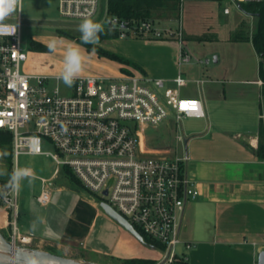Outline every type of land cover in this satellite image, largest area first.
<instances>
[{"label":"built area","instance_id":"built-area-1","mask_svg":"<svg viewBox=\"0 0 264 264\" xmlns=\"http://www.w3.org/2000/svg\"><path fill=\"white\" fill-rule=\"evenodd\" d=\"M55 1L66 21L94 20L103 10L109 26L122 38L166 37V30L151 19L111 16L107 0ZM7 22H17L18 28L12 36H0V130L12 134L14 168H19L21 155H43L55 163L51 176H39L38 202L48 205L56 178L72 174L97 196L99 205L106 202L123 215L144 237V244H152L146 238L159 243L160 247L152 244L161 254L155 264H173L177 256L187 260L176 248L179 244L192 247L181 230L187 204L200 194L197 183L187 173V157L178 149L173 154L148 150L143 138L146 129L170 126L173 121L181 142L183 119L204 115L200 99L182 95L187 85L182 72L172 79V86L163 78L120 73L79 74L74 85L66 87L59 75L24 70L28 52L22 37V12ZM172 36L182 42L181 25L169 33ZM191 59L182 50L179 66ZM46 143L52 150H44ZM2 199L11 210L7 212L12 216L13 242L17 237L27 243L30 238L20 233L16 221L18 191L7 189Z\"/></svg>","mask_w":264,"mask_h":264},{"label":"crops","instance_id":"crops-1","mask_svg":"<svg viewBox=\"0 0 264 264\" xmlns=\"http://www.w3.org/2000/svg\"><path fill=\"white\" fill-rule=\"evenodd\" d=\"M223 13L228 16L231 11ZM243 26L225 38L193 37L222 45L211 53L214 64L200 75L183 70L184 65L197 64L193 58L179 66L180 52L186 49L175 37L140 41L147 48L169 50L172 65L158 78L172 86V79L181 71L187 80L183 96L200 99L203 105L204 115L195 117V125L182 122L184 147L179 153L187 157V173L200 193L187 204L183 216L181 235L192 243L181 250L188 264H258L264 250V160L257 154L264 119V82L261 57L252 42L256 20L252 32ZM242 31L248 40L240 38ZM119 55L147 72L148 62L135 52ZM117 71H113L115 75L120 74ZM32 196L27 189L23 191L19 230L29 241H36L35 248L51 251L45 246L70 244L116 261L161 258L159 250L138 240L98 203H84L65 217L56 215L64 213V208L47 210Z\"/></svg>","mask_w":264,"mask_h":264},{"label":"rangeland","instance_id":"rangeland-1","mask_svg":"<svg viewBox=\"0 0 264 264\" xmlns=\"http://www.w3.org/2000/svg\"><path fill=\"white\" fill-rule=\"evenodd\" d=\"M22 15L24 18L22 27V37L28 52V60L24 65V70L32 73H41L49 75H60L64 66V57L67 47L79 46L83 56V69L79 74H104L115 75L113 72L118 68V73H132L136 75H146L152 78H158L164 74V71L172 64L170 63L169 50L160 47L142 46L140 41L147 40V35L140 37L128 38H109L100 39L96 45L84 44L80 39L79 25L82 21H66L58 11L57 2L55 0H23ZM228 7L231 13L227 16L223 13L224 8ZM104 8V5H103ZM105 11L98 18L94 19L100 22L104 30L111 28L107 22ZM154 25L158 28L165 29V35L169 37V33L175 32L177 27L181 25L183 32L182 43L193 58V66L184 65L183 70L187 73L191 70L194 75H200L202 71L207 73L208 68L214 64V58L211 55L213 51H217L222 45L203 42L193 37L203 35H214L215 37H229L231 32L241 24L247 30L252 32L255 26L253 16H249L242 12L235 0H179L178 10L170 17H154ZM244 28V29H245ZM113 29V28H112ZM170 31V32H169ZM232 32V33H233ZM39 41L48 45L53 39L57 40V48L55 52H39L30 49L31 40ZM177 39V38H176ZM111 40V43H110ZM178 40V39H177ZM137 43V45L135 44ZM135 44V45H134ZM111 46L109 48L108 46ZM113 51L117 54H126L127 52H135L148 62L147 72L134 67L130 63H124L109 58L107 55H101L98 48ZM125 58V57H124ZM209 59V62L207 61ZM63 89H65L63 85ZM182 92V89H181ZM183 95V94H182ZM198 118L186 117L183 123L186 126L195 125ZM174 122L171 121L170 126L163 125L155 129H146L143 135L145 147L148 150L160 151L167 154H173L177 151L180 153L184 147L183 143L176 139V130H174ZM44 150H52V145L46 143ZM15 159L12 158V168L14 169ZM29 167L33 170L35 179L29 182V179H23L18 189V213L17 226L20 228L21 200L22 194L27 189L34 197L41 191V181L39 176L49 177L53 173L55 163L50 157L43 155H21L19 159V168ZM54 192L52 201L42 208L51 210H61L59 216L65 217L68 214H74L84 203L96 205L97 196L85 189L80 183L67 180L64 175H60L54 182ZM64 188V189H60ZM7 191V189L5 190ZM3 192L0 195V232H2L9 240H14V227L9 224L10 217L8 210L3 204ZM32 196V197H33ZM35 202L36 199L34 198ZM13 214V212H12ZM15 244L18 246H29L35 248L36 241L23 242L20 238L15 237ZM52 252L77 259L84 264L101 263V264H122L107 257H99L98 255L76 245L64 244L57 246H45ZM185 246L179 244L177 251L181 252ZM157 262V261H156Z\"/></svg>","mask_w":264,"mask_h":264},{"label":"trees","instance_id":"trees-1","mask_svg":"<svg viewBox=\"0 0 264 264\" xmlns=\"http://www.w3.org/2000/svg\"><path fill=\"white\" fill-rule=\"evenodd\" d=\"M108 12L111 16H117L123 19H131L134 21L153 19L154 17H170L178 10L179 0H107ZM240 9H242L248 15H252L257 19L256 27L252 35V42L256 51L261 57L260 75L264 82V0L260 2H240L238 3ZM119 37V32L116 29L108 28L100 34V39H109ZM241 39L248 40L249 36L244 35L242 31L240 35ZM97 47V46H95ZM98 48L99 54L107 55L109 58L116 61L130 63L134 67L139 68L138 65L123 56ZM30 49L39 52H48L47 45L31 40ZM12 134L9 131L0 130V171H5L7 174L0 175V195L5 191V185H7L10 178V174L13 171L12 158H13V146H12ZM258 157L264 160V119L261 120L259 127V144L257 148ZM68 177L72 182L79 183L78 180L72 175L68 174ZM12 219L11 214H9ZM146 240L156 246L160 247L159 243L153 242L151 239ZM122 264H155L156 260L145 258H132L121 261ZM173 264H188V261L182 257L177 256Z\"/></svg>","mask_w":264,"mask_h":264},{"label":"clouds","instance_id":"clouds-1","mask_svg":"<svg viewBox=\"0 0 264 264\" xmlns=\"http://www.w3.org/2000/svg\"><path fill=\"white\" fill-rule=\"evenodd\" d=\"M23 0H0V36H12L17 32L18 24L8 23L13 16L23 11ZM80 39L84 44L96 45L100 41V34L104 31V27L100 22L91 18H84L79 25ZM49 52H55L57 48V40L53 39L47 45ZM83 69V56L79 46H69L66 49L64 57V66L59 75V80L66 86L72 87ZM4 155V153H0ZM7 174L0 171V175ZM35 179L34 174L28 168H14L10 174L5 188L12 191H18L20 182L23 179Z\"/></svg>","mask_w":264,"mask_h":264},{"label":"water","instance_id":"water-1","mask_svg":"<svg viewBox=\"0 0 264 264\" xmlns=\"http://www.w3.org/2000/svg\"><path fill=\"white\" fill-rule=\"evenodd\" d=\"M107 191H105V194ZM101 208L129 232H131L138 240L144 242V237L135 229V227L111 205L106 202L100 204ZM155 248L154 245L148 244ZM0 264H84L83 262L56 254L48 250L33 248L29 246H18L12 240L0 232ZM101 264V263H89ZM258 264H264V250L259 253Z\"/></svg>","mask_w":264,"mask_h":264}]
</instances>
